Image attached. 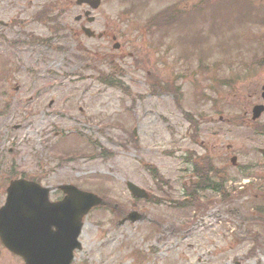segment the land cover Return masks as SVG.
<instances>
[{"label": "rangeland", "instance_id": "rangeland-1", "mask_svg": "<svg viewBox=\"0 0 264 264\" xmlns=\"http://www.w3.org/2000/svg\"><path fill=\"white\" fill-rule=\"evenodd\" d=\"M257 5L264 0H101L90 26L109 35L90 39L77 36L85 22L74 21L84 9L75 0H0V206L21 175L106 198L83 218L71 264H264L254 211L264 199V112L251 120L264 104ZM192 6L166 37L145 31ZM46 8L51 21L33 20ZM107 74L122 87L102 84ZM200 158L225 168L236 189L201 192L200 208H183ZM128 181L151 200L132 197ZM132 212L142 218L121 222ZM0 264L23 262L0 244Z\"/></svg>", "mask_w": 264, "mask_h": 264}, {"label": "water", "instance_id": "water-1", "mask_svg": "<svg viewBox=\"0 0 264 264\" xmlns=\"http://www.w3.org/2000/svg\"><path fill=\"white\" fill-rule=\"evenodd\" d=\"M76 3L96 9L100 0H76ZM88 14L89 11L85 12L86 16ZM87 20L91 22L93 17ZM82 30L87 36L93 35L88 28ZM263 111V105L254 106L252 119L258 118ZM126 186L133 196L148 197L135 184L127 182ZM57 189L64 195L51 202L48 199L50 188L35 181L17 178L6 187L5 201L0 207V242L24 264H70L73 251L80 249L78 235L83 217L92 207L105 203L96 194L71 184L58 185ZM140 217L132 212L121 222L140 220Z\"/></svg>", "mask_w": 264, "mask_h": 264}, {"label": "trees", "instance_id": "trees-1", "mask_svg": "<svg viewBox=\"0 0 264 264\" xmlns=\"http://www.w3.org/2000/svg\"><path fill=\"white\" fill-rule=\"evenodd\" d=\"M253 3V2H251ZM259 6L261 12L263 13V17H259L257 18V16L255 15L254 17L251 16V21L254 24H258L259 27H262L264 25V6L262 5H257ZM192 6L191 8H183V18L180 20H177L175 17L180 14L181 12H179L178 14L175 13H168V12H164L161 16H163V21H155L154 23H151L147 29L152 27V32L150 33V36L153 35L154 32H158L160 34H163L165 31H162L160 29L165 28V29H176L178 28V25H182V23L185 20L190 19L192 13H194V11L197 10V7ZM175 10H177L176 7H173ZM192 8L194 9L192 11ZM48 11L49 8H46L45 10L40 11L39 13H37L34 18L35 19H39L44 23H47L48 21H51V17H48ZM179 11V10H177ZM251 14V11H250ZM249 14V15H250ZM248 15V16H249ZM252 15V14H251ZM250 21V22H251ZM172 22V24L170 23ZM249 22V23H250ZM171 24V26H170ZM180 25V26H181ZM264 51V50H263ZM201 53V52H200ZM263 57H264V53H263ZM113 75V74H112ZM102 83L108 85V86H112V87H117V88H121V82L116 80V78H114L113 76H109V78H107L105 81H103L101 79ZM191 168H192V175H194L197 180H195V182H193L191 185H189V189H191V194L192 197H188L187 195H184V191H183V199L184 197H187V200L185 198L184 201H181L182 203H184V205L181 204V206L183 208L185 207H193V208H200V203H199V193L201 192H206V191H212L214 193L220 194L221 196L224 195L225 193V188H224V182H225V178L224 177H218L216 176L218 173H222L221 170L219 169H215L212 166V163L210 162L209 158H204L198 161H192L191 164ZM245 175V173H243ZM213 176H216V179L213 178ZM184 189V186H183ZM254 211L255 213L264 218V199H262V202L258 205H256L254 207Z\"/></svg>", "mask_w": 264, "mask_h": 264}, {"label": "flooded vegetation", "instance_id": "flooded-vegetation-1", "mask_svg": "<svg viewBox=\"0 0 264 264\" xmlns=\"http://www.w3.org/2000/svg\"><path fill=\"white\" fill-rule=\"evenodd\" d=\"M86 9H87L86 6H84V9L82 10L81 13H83V11L86 10ZM82 20L85 22L86 19H85L84 17H82L80 20L75 21V22H76V23H79V22H81ZM79 24H80V23H79ZM82 25H86V23H84V24H80V26H79V31L77 32V36H82V33H81V26H82ZM100 34H101V37H100V38H105V37H107V36L109 35V32L107 31V29H104V30H102V31L100 32ZM93 38L98 39V37H93ZM93 38H91V39H93ZM110 38H111L112 41H114V39L116 40L115 35L112 34V33H111V35H110ZM262 88H263V87H262Z\"/></svg>", "mask_w": 264, "mask_h": 264}]
</instances>
